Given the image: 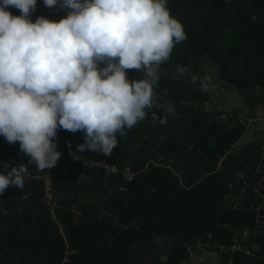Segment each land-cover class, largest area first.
Wrapping results in <instances>:
<instances>
[{"label":"trees","instance_id":"16d2710c","mask_svg":"<svg viewBox=\"0 0 264 264\" xmlns=\"http://www.w3.org/2000/svg\"><path fill=\"white\" fill-rule=\"evenodd\" d=\"M167 7L186 39L161 64L154 86L160 107L154 104L126 135L117 134L111 156L84 150L74 159L69 142L71 151L84 143L82 130L58 128L61 155L40 171L28 164L19 142L0 136V172L28 164L23 188L10 185L0 194V264H191L197 250L218 253L219 264H264V225H257L251 199L239 208L229 200L246 185L240 170L261 159V140L233 153L245 127L235 117L217 119L220 113L208 109L212 98L199 80L168 72L190 59L191 70L212 63L246 105L264 106V0H168ZM66 14L37 0L30 16L59 20ZM126 72L129 79L140 78L138 69ZM169 103L174 111L161 124L151 113L160 115ZM45 173L53 182V204L38 177ZM236 243L250 254L221 249Z\"/></svg>","mask_w":264,"mask_h":264},{"label":"clouds","instance_id":"9594fccd","mask_svg":"<svg viewBox=\"0 0 264 264\" xmlns=\"http://www.w3.org/2000/svg\"><path fill=\"white\" fill-rule=\"evenodd\" d=\"M36 4L0 0V136L19 142L28 164L40 171L61 155L54 139L58 128L82 130L84 143L75 152L69 142L74 159L84 150L111 156L117 134L126 135L154 104L160 107L154 86L161 64L186 39L183 24L171 15L168 0H43L67 14L33 21ZM127 69L140 70V78L129 79ZM188 72L176 66L178 77ZM190 80H199L202 90L210 86L208 76ZM172 111L169 103L151 115L164 124ZM28 164L0 172V194L10 185L23 188Z\"/></svg>","mask_w":264,"mask_h":264},{"label":"crops","instance_id":"0c3cea01","mask_svg":"<svg viewBox=\"0 0 264 264\" xmlns=\"http://www.w3.org/2000/svg\"><path fill=\"white\" fill-rule=\"evenodd\" d=\"M213 67L216 68V66ZM209 78L210 86L208 88V91L212 98V103L214 104L212 108L220 113L217 116V119L223 121L230 117H223L225 113L230 114V112L234 113L235 110H238L235 118H237L240 124L245 127L243 134L233 145V152L239 155L242 148L251 144L255 140H261V142H259V144L262 146L261 159L256 163L254 162L252 164L246 165L245 168L240 170V172L238 173V179L243 180L246 185L240 189V194L238 197H236V195L234 194H230L231 196H229V200L231 203L232 201H236V204L237 202H240L241 206L243 205V200L245 198L246 200L251 199L250 208H252V204L255 199L254 191L257 183L259 182V179L261 178V170L264 164V106H262L261 104L253 107L246 105L245 96L240 92L235 91V89L232 88L233 86L229 85L227 81L220 79L218 73L217 76H214L212 73H210ZM249 119L252 120V122L250 121L249 124L248 122L244 121ZM256 177L260 178H258V180H255ZM249 187H251V190H249ZM249 191L251 192V198H249ZM253 210L255 211L257 221L258 210Z\"/></svg>","mask_w":264,"mask_h":264},{"label":"rangeland","instance_id":"374dc122","mask_svg":"<svg viewBox=\"0 0 264 264\" xmlns=\"http://www.w3.org/2000/svg\"><path fill=\"white\" fill-rule=\"evenodd\" d=\"M208 61V60H207ZM206 61V62H207ZM205 63V62H204ZM203 62L200 63V65L202 66L204 64ZM193 65V59H190L187 64H185L184 66H187L189 68V72L188 73H185L183 75V77H186L188 79H190L191 75H196L197 77H201L202 74L201 73H204L206 76L209 75L210 77V73H212L214 76L216 75L217 76V68L211 66L212 63H208L207 65L203 66V71H200V70H191V67ZM168 72L172 74L173 77L177 76L176 74V67L175 68H170L168 69ZM233 89H235V91L239 92L238 89L236 87H232ZM261 89H259L258 87L256 88V92L257 93H260ZM207 106H209L208 109H211L213 107V103L212 102H207L206 103ZM225 117V115H223ZM235 117L236 116V113H231L230 114H227L226 113V117ZM244 121H247V120H244ZM252 122V120H250ZM250 121H247L248 124L250 123ZM264 143V141H263ZM76 150H73L72 152H75ZM233 151V150H232ZM234 153V152H233ZM78 156H79V153H76ZM236 154V153H235ZM237 155V154H236ZM128 167V166H127ZM233 202V201H232ZM233 207H237L236 204H234ZM236 231V230H235ZM234 231V232H235ZM249 234L248 231H246L245 235L247 236ZM203 247V246H202ZM245 251V250H244ZM197 254H192V258L189 260L191 261V264H199L200 262L202 261H206L208 262L209 264H219V254L218 253H212L210 252L209 250H206L204 252H200V251H196ZM245 253L247 254H250V251L249 253L247 251H245Z\"/></svg>","mask_w":264,"mask_h":264},{"label":"built area","instance_id":"2783aa9c","mask_svg":"<svg viewBox=\"0 0 264 264\" xmlns=\"http://www.w3.org/2000/svg\"><path fill=\"white\" fill-rule=\"evenodd\" d=\"M225 117H226V113H225ZM250 120L251 119H249L247 121H250ZM247 121H245V122H247ZM101 163L102 162H99L98 164H101ZM106 167H108V170H110L112 173H115L117 171L115 166L106 165ZM124 174L126 175L127 179H129V180L133 179V172L129 168L126 169ZM38 177H40L43 180V182H44L43 189H44L47 201L50 202L51 204H53V199H54L55 196H54V191H53L54 190L53 182H52L50 174L49 173H45V174H43L41 176H38ZM221 249L222 250H230L231 249L232 252L244 251L245 250V251H247L249 253V250H247L240 243L232 244L230 246H221Z\"/></svg>","mask_w":264,"mask_h":264},{"label":"water","instance_id":"95a60500","mask_svg":"<svg viewBox=\"0 0 264 264\" xmlns=\"http://www.w3.org/2000/svg\"><path fill=\"white\" fill-rule=\"evenodd\" d=\"M255 199L252 204V208L258 210L257 215V225H264V164L261 170V178L256 185L255 191ZM236 201L231 203V206H234ZM240 202H237L236 206L239 208L241 205Z\"/></svg>","mask_w":264,"mask_h":264}]
</instances>
